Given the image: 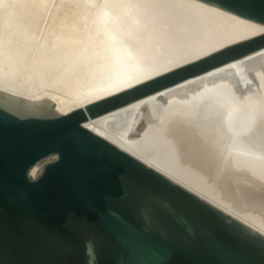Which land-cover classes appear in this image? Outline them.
Masks as SVG:
<instances>
[{
    "label": "bare ground",
    "instance_id": "6f19581e",
    "mask_svg": "<svg viewBox=\"0 0 264 264\" xmlns=\"http://www.w3.org/2000/svg\"><path fill=\"white\" fill-rule=\"evenodd\" d=\"M262 28L199 0H0V90L66 114ZM83 124L264 235V47Z\"/></svg>",
    "mask_w": 264,
    "mask_h": 264
},
{
    "label": "water",
    "instance_id": "95a60500",
    "mask_svg": "<svg viewBox=\"0 0 264 264\" xmlns=\"http://www.w3.org/2000/svg\"><path fill=\"white\" fill-rule=\"evenodd\" d=\"M206 2L264 23V0ZM262 47L264 32L66 114L0 90V264H264L262 233L83 124Z\"/></svg>",
    "mask_w": 264,
    "mask_h": 264
},
{
    "label": "snow or ice",
    "instance_id": "6c2138e0",
    "mask_svg": "<svg viewBox=\"0 0 264 264\" xmlns=\"http://www.w3.org/2000/svg\"><path fill=\"white\" fill-rule=\"evenodd\" d=\"M199 2L202 3V4H209V3L206 2V0H199ZM225 14H227V13H225ZM262 32H264V28H262ZM209 56L212 57V56H214V54H209ZM144 83H145V81H140V85H142V84H144ZM138 86H139L138 84L128 83V84H126L125 87L122 88L120 91H121V92H123V91H127V90H129V89L137 88ZM119 94H120V93L117 92V93H113L112 95H113V96H117V95H119ZM102 99H103V98H102ZM84 127H85V129H87V125H85Z\"/></svg>",
    "mask_w": 264,
    "mask_h": 264
}]
</instances>
